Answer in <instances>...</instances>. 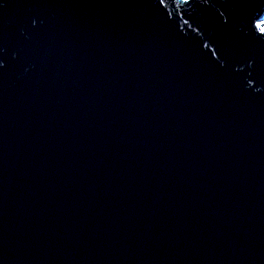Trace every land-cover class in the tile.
Here are the masks:
<instances>
[{
    "label": "water",
    "instance_id": "95a60500",
    "mask_svg": "<svg viewBox=\"0 0 264 264\" xmlns=\"http://www.w3.org/2000/svg\"><path fill=\"white\" fill-rule=\"evenodd\" d=\"M261 19L2 0L0 264H264Z\"/></svg>",
    "mask_w": 264,
    "mask_h": 264
},
{
    "label": "snow or ice",
    "instance_id": "6c2138e0",
    "mask_svg": "<svg viewBox=\"0 0 264 264\" xmlns=\"http://www.w3.org/2000/svg\"><path fill=\"white\" fill-rule=\"evenodd\" d=\"M0 2H2V0H0ZM185 3H187V0H184ZM160 3L163 4L164 0H160ZM223 13H220V16H223ZM224 23L227 24L228 21L227 19L224 20ZM260 24H264V19L260 20ZM255 27H259V32L260 35L257 37L260 40H264V27H260L259 25H255ZM225 42H227V37L225 38ZM205 47H207V45L205 44ZM225 51V49H221V52L223 54V52ZM260 51H264V47H262L260 49ZM219 59V58H218ZM247 63L244 65V68H247L248 71V81L247 83L251 86L252 81L256 80L258 78L259 82L264 84V68H260L258 65L261 63H264V58H262L261 56L255 54V55H250L247 58ZM3 61L0 60V66H2ZM244 69L242 68H237L236 71H243ZM253 71L256 72V75L253 76Z\"/></svg>",
    "mask_w": 264,
    "mask_h": 264
}]
</instances>
